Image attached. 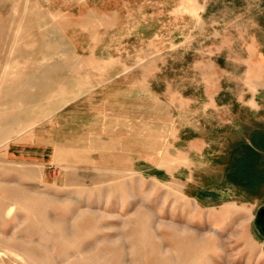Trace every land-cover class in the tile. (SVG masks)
Instances as JSON below:
<instances>
[{
  "label": "rangeland",
  "instance_id": "obj_1",
  "mask_svg": "<svg viewBox=\"0 0 264 264\" xmlns=\"http://www.w3.org/2000/svg\"><path fill=\"white\" fill-rule=\"evenodd\" d=\"M253 68L264 0H0L1 256L179 264L199 235V264H264ZM35 136L60 161L4 160Z\"/></svg>",
  "mask_w": 264,
  "mask_h": 264
},
{
  "label": "crops",
  "instance_id": "obj_2",
  "mask_svg": "<svg viewBox=\"0 0 264 264\" xmlns=\"http://www.w3.org/2000/svg\"><path fill=\"white\" fill-rule=\"evenodd\" d=\"M255 69L256 76L253 78L252 88H253V96L250 99H240L239 101L242 103L243 108L248 107L251 109L252 118L256 121L257 118H261L262 111V100L260 97L261 92L264 88V68H253ZM262 88V89H261ZM259 131L253 130V135H257ZM260 138H262L260 136ZM66 145L61 144L55 140H40L36 138H29V140H11L6 147L4 152V160L8 162L16 163V159L18 161H30L33 159H38L41 156L42 159H46L51 156V159L54 162L60 161V153L65 151ZM63 149V150H62ZM28 159V160H27ZM3 201V199H2ZM4 244L0 241V252L3 250ZM14 250L16 249V242H13ZM0 264H11L9 260H6L4 256L0 254Z\"/></svg>",
  "mask_w": 264,
  "mask_h": 264
},
{
  "label": "bare ground",
  "instance_id": "obj_3",
  "mask_svg": "<svg viewBox=\"0 0 264 264\" xmlns=\"http://www.w3.org/2000/svg\"><path fill=\"white\" fill-rule=\"evenodd\" d=\"M24 80H25V78H24ZM179 238L182 239V237H179ZM179 242H181V241H179ZM187 245H188V249L180 252V255L178 257L179 258L178 259L179 260V264H188L187 263L188 260L186 259L188 257L189 258L192 257V261L191 262H193V264L194 263L199 264L197 262H198L199 259H201V252L202 253L205 252V250H204V247H205L204 242L200 239L199 235H196L194 237L193 236L191 237V239L189 240V243Z\"/></svg>",
  "mask_w": 264,
  "mask_h": 264
},
{
  "label": "trees",
  "instance_id": "obj_4",
  "mask_svg": "<svg viewBox=\"0 0 264 264\" xmlns=\"http://www.w3.org/2000/svg\"><path fill=\"white\" fill-rule=\"evenodd\" d=\"M245 173L242 171V173H244L243 177H240L239 179L242 178V180L247 181L250 180L252 178L259 179V178H263V173L261 171L255 172V168L251 166L250 162L248 163V166H246L245 168ZM264 172V171H263ZM252 185V183H250V186ZM254 186V185H253Z\"/></svg>",
  "mask_w": 264,
  "mask_h": 264
},
{
  "label": "flooded vegetation",
  "instance_id": "obj_5",
  "mask_svg": "<svg viewBox=\"0 0 264 264\" xmlns=\"http://www.w3.org/2000/svg\"><path fill=\"white\" fill-rule=\"evenodd\" d=\"M257 230L264 237V206H261L255 215Z\"/></svg>",
  "mask_w": 264,
  "mask_h": 264
}]
</instances>
